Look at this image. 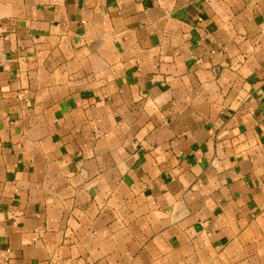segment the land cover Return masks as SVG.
Wrapping results in <instances>:
<instances>
[{
  "label": "crops",
  "instance_id": "0c3cea01",
  "mask_svg": "<svg viewBox=\"0 0 264 264\" xmlns=\"http://www.w3.org/2000/svg\"><path fill=\"white\" fill-rule=\"evenodd\" d=\"M0 264H264V0H0Z\"/></svg>",
  "mask_w": 264,
  "mask_h": 264
}]
</instances>
